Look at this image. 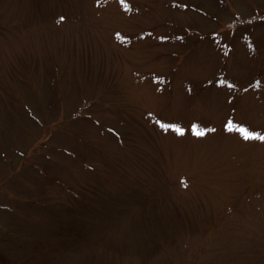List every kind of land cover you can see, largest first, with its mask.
<instances>
[{
    "label": "rangeland",
    "instance_id": "1",
    "mask_svg": "<svg viewBox=\"0 0 264 264\" xmlns=\"http://www.w3.org/2000/svg\"><path fill=\"white\" fill-rule=\"evenodd\" d=\"M127 4L0 0V264H264V0Z\"/></svg>",
    "mask_w": 264,
    "mask_h": 264
},
{
    "label": "snow or ice",
    "instance_id": "2",
    "mask_svg": "<svg viewBox=\"0 0 264 264\" xmlns=\"http://www.w3.org/2000/svg\"><path fill=\"white\" fill-rule=\"evenodd\" d=\"M122 3H124L126 7L128 6L127 0H122ZM221 82L223 83V81ZM161 123H162V127L166 129L167 128L175 129L177 132L181 134L187 131L180 124H163V122ZM224 127L228 129L230 132H237L245 140L259 139L261 141H264V131L253 130V128L249 127L248 124L243 122H236L231 117L227 118ZM191 129L196 133V135H203L204 132L207 131V129H202L198 123H193L191 125Z\"/></svg>",
    "mask_w": 264,
    "mask_h": 264
},
{
    "label": "trees",
    "instance_id": "3",
    "mask_svg": "<svg viewBox=\"0 0 264 264\" xmlns=\"http://www.w3.org/2000/svg\"><path fill=\"white\" fill-rule=\"evenodd\" d=\"M2 259H6V258H2Z\"/></svg>",
    "mask_w": 264,
    "mask_h": 264
}]
</instances>
